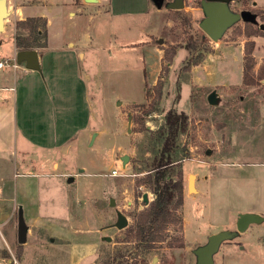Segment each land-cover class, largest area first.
Returning a JSON list of instances; mask_svg holds the SVG:
<instances>
[{
    "label": "rangeland",
    "instance_id": "1",
    "mask_svg": "<svg viewBox=\"0 0 264 264\" xmlns=\"http://www.w3.org/2000/svg\"><path fill=\"white\" fill-rule=\"evenodd\" d=\"M74 4L80 31L92 32L102 49L91 51V60L80 63L78 79L71 74L72 64L71 72L66 65L60 67L54 84L63 98L59 105L64 113L57 120L62 127L56 125L51 135L40 138L53 152H35L40 162L54 158L58 168L54 164L51 176L37 178L35 185L40 212L60 222L62 232L50 236H59L55 244L64 247L54 250L51 239L42 238L46 255L32 257V264H69L70 241L95 245L88 252L74 248L75 264H195L193 251L212 234L235 233L239 214L264 217V84L242 81L247 42L254 43L250 58L255 73L264 66V37L245 36L246 25L239 21L218 41H211L198 27L203 18L200 0H184L179 11L164 7L158 11L152 0L92 4L74 0ZM229 7L237 13H256L253 28L263 24L264 0H234ZM32 18L46 23L44 17ZM17 21L7 20L10 38ZM56 23L53 28H58ZM38 28L43 30L40 23ZM27 33L15 29L14 35ZM191 43L199 47L192 54L186 49ZM83 70L90 76L94 109L90 118L82 101L87 86ZM34 88L27 104L20 107L31 113L29 127L37 129L31 116L43 105L37 97L38 85ZM211 91L218 97L215 106L206 100ZM171 109L187 117L172 167V178L180 174L182 180V203L176 211L179 223L167 227L162 241L145 248L134 241L130 229L134 216L146 206L142 195L147 194L148 202L154 196L145 185L136 184L159 148V128ZM63 141L64 145L69 141L66 150H54ZM122 156H128L126 164ZM19 158L18 152L1 153L0 174L14 173ZM62 172L69 176H56ZM189 175L195 177V192L187 191ZM69 178L74 181L68 183ZM117 211L128 222L120 230L115 227ZM104 236L110 241H102ZM36 241V236L27 237L29 250H35ZM213 261L264 264V221L222 242Z\"/></svg>",
    "mask_w": 264,
    "mask_h": 264
},
{
    "label": "crops",
    "instance_id": "2",
    "mask_svg": "<svg viewBox=\"0 0 264 264\" xmlns=\"http://www.w3.org/2000/svg\"><path fill=\"white\" fill-rule=\"evenodd\" d=\"M35 1L40 2V4L33 5ZM252 5L256 7L255 3H252ZM75 9L74 0H6L7 17L4 21V31L0 33L3 38L0 41V61L8 60L12 62L15 60L16 52H18L13 40L15 28H13V37L10 38L7 34V20L44 17L46 19L47 35L45 47L33 49L38 55L39 71L26 70L24 64L19 65L17 68L9 67L0 70V154L9 151L10 153L18 152L20 155L19 161L13 164L14 173L0 174V264H12V257L17 261V264H32V257L41 258L46 252L45 248H41L42 238L47 237L48 241L51 239L50 247L54 250L64 247V245L55 244V239H58L59 236H50L57 231L62 232L57 226L60 222L51 214L49 216V214L40 212V203L35 185L37 178L51 176L49 173L50 167L55 164L57 170L58 164L54 158H51L48 162L38 161L39 158L35 150H38L40 154H42L41 152L47 154L53 152L52 149L45 147V142L40 138L51 135L53 128L57 129V126H59L57 124L58 114L64 113L62 106L59 105L63 100L62 94L54 86L59 81L60 67L66 65L65 70H69V72L74 68L71 74L74 75V79H78L80 77L79 71H82L80 63L91 60V51H95L97 48L102 49V46L96 42L95 35L92 32L87 29L80 31V21L77 20ZM160 9L157 8L158 11ZM87 21H90L89 17ZM54 22H57L58 28H53ZM59 27L61 28L59 29ZM69 63L72 64L73 68ZM87 73L89 72L83 70L82 80L87 86L83 90L82 101L90 118L94 117V109L91 94L88 90L90 88V76ZM36 85H38L37 97L43 105L38 112L35 110V114L31 116V119L34 118V122L38 124L37 129L34 126L29 127L27 118L30 120L31 113L25 112L20 107L27 104L33 90L35 93L34 87ZM34 93L32 97L35 95ZM30 136L37 138V141ZM64 142L54 150L60 152L66 150L69 141L65 145ZM67 175L69 176L65 172L59 175L56 174L60 177H66ZM19 215L22 216L26 226L23 244H19L17 240ZM49 222L52 223L50 227L48 226ZM85 232L90 233V231ZM28 236L31 238L36 236L37 244L32 246L35 247L34 251L29 250L30 246H26ZM69 243L71 247L69 264H75L72 255L74 248L88 252L95 247L94 242L81 244L70 241ZM18 250L20 252L16 258Z\"/></svg>",
    "mask_w": 264,
    "mask_h": 264
},
{
    "label": "trees",
    "instance_id": "3",
    "mask_svg": "<svg viewBox=\"0 0 264 264\" xmlns=\"http://www.w3.org/2000/svg\"><path fill=\"white\" fill-rule=\"evenodd\" d=\"M261 13L262 11H259L258 14ZM262 22L264 25V15ZM39 23L43 30L38 28ZM45 25V20L42 18H26L17 21L15 23L16 30L28 31L27 34L14 35L13 40L18 51L45 47V44H37V40L46 41ZM244 25H246L245 36L264 37V30L260 29V25L256 29L251 23H244ZM246 45L248 59L243 67L242 81L246 85H252L264 80V66L258 67L257 71L253 72V60L250 58V54L254 43L250 41ZM186 49L192 54L199 47L191 43L186 46ZM172 53L174 54L175 51L173 50ZM191 64V62L188 63V65ZM157 96H160L159 89H157ZM186 125L187 117L183 112L177 113L171 109L164 115L163 124L158 133L160 136L159 148L152 162L146 166L144 178L137 181L136 186L145 185L154 196L153 200L134 216V223L130 229L134 241L145 248H151L155 243L162 241L167 227L179 223L176 211L182 203L183 188L180 174H177V179L172 178V167L177 147L176 141L179 134L184 132ZM19 252L18 250L16 258Z\"/></svg>",
    "mask_w": 264,
    "mask_h": 264
},
{
    "label": "water",
    "instance_id": "4",
    "mask_svg": "<svg viewBox=\"0 0 264 264\" xmlns=\"http://www.w3.org/2000/svg\"><path fill=\"white\" fill-rule=\"evenodd\" d=\"M156 8H165L170 11H179L184 8V0H152ZM234 0H200V7L202 10L203 18L198 23L199 29L204 35L211 41H218L224 33L234 24L239 21L244 23H256V17L254 14L248 11L233 12L229 5ZM86 3H94L96 0H84ZM6 0H0V33L4 31V21L6 20ZM260 29L264 30V25H260ZM15 62L19 66L24 64L26 70L39 71L38 55L33 49L18 51L15 54ZM264 84V80L261 81ZM209 105L215 106L218 104V97L215 91H211L206 97ZM122 163L126 164L128 156H122ZM194 176L189 175L187 178V191L195 192L194 188ZM68 183L72 182V178H69ZM144 204L148 203L147 194L142 195ZM114 205V200H110V206ZM264 221V217L256 214H239L237 216L236 231L228 232L222 231L216 234H212L207 238L206 243L203 246L197 247L193 253L196 257L195 264H214L213 256L218 251V248L222 242L230 240L233 235L245 232V230L252 224H259ZM127 219L124 215L117 211L116 224L117 229H123L127 227ZM25 229L26 226L23 222L22 216L18 217V232L17 240L19 244H23L25 241ZM102 241L109 242L110 237L104 236Z\"/></svg>",
    "mask_w": 264,
    "mask_h": 264
},
{
    "label": "built area",
    "instance_id": "5",
    "mask_svg": "<svg viewBox=\"0 0 264 264\" xmlns=\"http://www.w3.org/2000/svg\"><path fill=\"white\" fill-rule=\"evenodd\" d=\"M9 67H11V68H17L18 65L16 64L15 60L12 61V62H10L8 60H1L0 61V70H3L5 68H9ZM114 174L115 173L113 172L111 175H114ZM11 263L12 264H17V261L12 257L11 258Z\"/></svg>",
    "mask_w": 264,
    "mask_h": 264
},
{
    "label": "bare ground",
    "instance_id": "6",
    "mask_svg": "<svg viewBox=\"0 0 264 264\" xmlns=\"http://www.w3.org/2000/svg\"><path fill=\"white\" fill-rule=\"evenodd\" d=\"M115 175V174H114Z\"/></svg>",
    "mask_w": 264,
    "mask_h": 264
}]
</instances>
